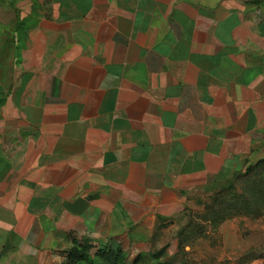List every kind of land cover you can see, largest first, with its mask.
Segmentation results:
<instances>
[{
  "label": "crops",
  "instance_id": "1",
  "mask_svg": "<svg viewBox=\"0 0 264 264\" xmlns=\"http://www.w3.org/2000/svg\"><path fill=\"white\" fill-rule=\"evenodd\" d=\"M262 162L264 0L0 1V264L179 249Z\"/></svg>",
  "mask_w": 264,
  "mask_h": 264
},
{
  "label": "rangeland",
  "instance_id": "2",
  "mask_svg": "<svg viewBox=\"0 0 264 264\" xmlns=\"http://www.w3.org/2000/svg\"><path fill=\"white\" fill-rule=\"evenodd\" d=\"M0 1L5 4L15 0ZM261 178L264 189V174ZM240 189V181L224 187V207L229 197ZM226 213L228 219L207 224L205 234L180 249L176 242H170L160 253V249L154 253H120L114 264H264V213L259 216L233 210H226ZM101 248L93 244L85 247V253L81 254L83 258L73 264H112L97 253ZM67 261L66 257L63 264Z\"/></svg>",
  "mask_w": 264,
  "mask_h": 264
},
{
  "label": "trees",
  "instance_id": "3",
  "mask_svg": "<svg viewBox=\"0 0 264 264\" xmlns=\"http://www.w3.org/2000/svg\"><path fill=\"white\" fill-rule=\"evenodd\" d=\"M260 166L261 168L264 167V162H262ZM253 169V167L248 168L247 177L242 181L243 185L241 191L235 192L229 197L226 207H224L223 204V192H220L213 198L211 203L206 204L205 211L199 216L201 221L193 218L190 223L182 229L180 232L179 249L192 239L205 234L207 232V224H214L228 219L229 214L226 213V210L245 212L254 216H259L264 213V189L262 188L263 181L261 178L264 168L251 174ZM88 246L89 244L73 246L67 254L68 261L66 264H73V261L83 258L81 254L85 253L84 249ZM97 253L105 258L106 261L114 264L116 259L121 255L120 253L124 252L120 248L112 249L105 247L97 250Z\"/></svg>",
  "mask_w": 264,
  "mask_h": 264
}]
</instances>
